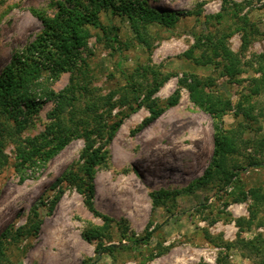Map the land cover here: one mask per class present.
I'll return each instance as SVG.
<instances>
[{"label": "rangeland", "instance_id": "rangeland-1", "mask_svg": "<svg viewBox=\"0 0 264 264\" xmlns=\"http://www.w3.org/2000/svg\"><path fill=\"white\" fill-rule=\"evenodd\" d=\"M141 1L186 15L170 27L148 25L147 48L124 16L101 10L104 30L89 26L75 69L47 82L53 94L24 107L23 130L6 136L0 234L6 227L11 234L0 264H264V61L257 57L264 54V0ZM58 2L68 3L0 0V70L35 39L40 16L54 15ZM193 77L207 96L230 101L221 121L191 101L180 81ZM174 93L177 103L166 107ZM158 107L165 110L142 126ZM96 119L104 129L122 119L93 179V207L110 221L66 183L54 209L30 219L34 205L59 193L52 182L81 162V134ZM51 121L69 131L53 154L45 135ZM215 123L236 141L225 156L229 182L206 175Z\"/></svg>", "mask_w": 264, "mask_h": 264}, {"label": "trees", "instance_id": "trees-1", "mask_svg": "<svg viewBox=\"0 0 264 264\" xmlns=\"http://www.w3.org/2000/svg\"><path fill=\"white\" fill-rule=\"evenodd\" d=\"M66 2L68 3H57V10L54 15L40 16L42 23L40 33L20 51L14 53L9 63L0 70V169L8 162V156L4 152L6 136L11 132L18 135L26 125L23 108H32L40 99L49 98L53 93L46 86V83L56 79L63 72L75 69L79 57V46L84 39L90 36L89 26L104 30L99 20L101 10L110 9L124 16L129 22L137 43L147 48L149 47L148 25L155 23L170 27L177 22L180 15H186L184 11L156 10L145 5L141 0H66ZM112 40L117 42L115 36L112 37ZM212 52L216 55L215 50ZM225 55L230 58L229 52L226 51ZM257 57L260 63L264 61V54ZM209 59L215 61L213 56H209ZM180 82L182 84L185 82L192 102L209 112L217 122L221 121L222 115L231 106L229 100L214 99L210 95L207 96L200 88L201 81L198 78L193 77L190 83L185 80ZM156 86L154 90L157 89ZM59 98H61V94H59ZM177 98L178 95L174 93L168 99L166 107L175 105ZM61 99L57 101L56 106L58 108H55L51 113L52 118H58L63 111ZM164 110V107L150 109L151 114L143 121L142 126L148 125L158 118ZM242 114L248 116L246 110L242 111ZM121 120L111 123L107 129H104L105 125L102 120L96 119L84 128L81 134L84 138V146L80 154L81 162L76 168L72 167L64 171L52 182L49 189L58 188L59 193L55 194L54 198L47 204L40 200L38 206L37 204L34 205L31 209L30 219L36 220L42 207H47V211L51 212L61 196V186L66 183L84 194L85 203L89 210L102 219L110 221L107 216L99 213L93 207L91 202L94 196L93 179L95 167L107 159L108 151L105 146L113 138L115 130L122 122ZM59 124L57 121H51L46 128L45 135L50 136L54 142L50 150L51 154L55 153L69 137V131H66ZM214 130L215 148L206 175L209 176L212 173L225 174V177L227 176L225 180L229 182L233 173H228L225 168V156L235 150L236 141L232 135L223 132L218 123H215ZM251 165L256 164L251 163ZM21 178L23 177L21 176ZM164 193L161 191L159 194L163 195ZM151 196L154 202H157L158 193L152 192ZM10 234V227H6L0 234V259L4 257L5 243ZM149 235L150 232L146 231L145 236ZM98 249L103 250V247Z\"/></svg>", "mask_w": 264, "mask_h": 264}]
</instances>
